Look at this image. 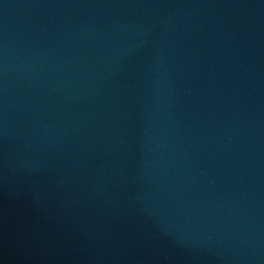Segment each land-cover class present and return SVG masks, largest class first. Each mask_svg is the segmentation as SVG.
Here are the masks:
<instances>
[{"label":"water","instance_id":"1","mask_svg":"<svg viewBox=\"0 0 264 264\" xmlns=\"http://www.w3.org/2000/svg\"><path fill=\"white\" fill-rule=\"evenodd\" d=\"M0 264H264V0H0Z\"/></svg>","mask_w":264,"mask_h":264}]
</instances>
